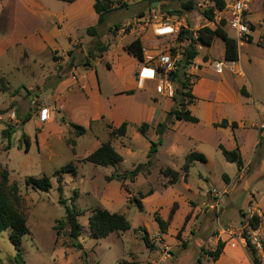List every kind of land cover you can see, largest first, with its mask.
Listing matches in <instances>:
<instances>
[{"label": "rangeland", "instance_id": "374dc122", "mask_svg": "<svg viewBox=\"0 0 264 264\" xmlns=\"http://www.w3.org/2000/svg\"><path fill=\"white\" fill-rule=\"evenodd\" d=\"M2 1L4 16L0 14L2 17L0 26L2 19H5L3 17H7V10H10L12 3L11 0H7L6 3L5 0ZM179 1L162 0L164 4L167 3L168 8H171L169 14L177 17L180 16L179 8H182ZM182 1L188 2L189 0ZM200 1H203L202 7L197 6L200 14H203L205 9L213 7L211 1L210 3L208 0ZM126 3L124 0H114L113 10L107 15L106 21L103 24L95 22L93 26L99 30L104 29L107 25L118 22L122 17H131L140 7L139 4L128 6ZM184 10L186 9L184 8ZM259 13L260 11L256 9L252 16L257 17ZM188 15L192 17L190 13ZM2 25L6 27L8 23L4 21ZM129 28L130 26H125L127 31ZM6 32L5 30L0 31V40L5 39ZM214 49L213 54L217 55L218 48L214 47ZM246 49L247 52L255 56L262 53L256 44H252ZM181 51L179 50L178 53ZM16 52L17 46L13 44L9 51L0 54V70L4 73L3 76L0 71V88L8 87L6 92L0 91V171L2 169L9 170L10 181L18 183L25 200L23 210L30 228V233L23 237L21 244L25 264H117L120 259L130 260L132 258L140 261V264H196L203 254V248L210 250L216 247L218 241L215 246H212L214 243L212 235L219 233L222 228L221 224H223L226 215L223 217L221 212L225 206L226 209L228 208V218L239 224V233L249 234L251 228L249 220L252 217L249 210L254 207L249 205L250 209L241 211V213L239 209L240 207L244 208L243 204L248 202L251 186H256L258 190L264 192L261 181H252L257 174L250 176L252 180L247 177L230 196L226 195L228 189L222 188V173L230 171L232 173V170L236 171V166L229 165L226 159L214 160L213 165L195 161L188 172L187 180H185L182 167L186 155L195 145L192 141L183 140L182 143L174 146V134L170 132L162 136V144L158 147L154 165L149 174L142 172L133 181L130 178L107 179L114 174L132 170L139 163H145L150 140L159 139L156 131L150 129L147 136H144L138 131L137 123H129L125 136L111 138L112 144L123 156L122 162L117 165L102 166L85 161L84 158L96 148L97 140L103 142L110 139L111 129L108 125L107 129L105 128L106 131L104 126L91 124L89 129L86 128L85 134L78 137L70 123L67 124V121L73 122L74 119L62 107L57 109L56 103H52V99L51 102L46 99L48 95L53 94L52 85L58 79V75L45 80L43 94L40 85H38L41 79L39 74L41 70L44 73L48 70L46 67L36 69L34 73L25 69L16 70L15 65L21 62L20 55ZM95 53L99 54L98 51ZM88 58L84 54L75 53L73 60L77 64H85L86 60L90 61ZM175 58H171L170 67H173L172 69H174V62L180 59V56ZM214 58L216 60L218 57ZM42 59L44 63H47L45 57ZM196 65L193 61L192 65L187 68V72L188 69L196 67ZM170 67L159 64L158 85L160 80L168 79L175 91L178 86L181 87V83H175L169 79ZM198 73L199 70H192L188 74L190 87L194 82L196 85L198 84ZM205 76L215 82L219 77L212 76L209 72L205 73ZM31 83L37 85L33 90L28 91L27 88ZM258 85L263 100L262 106H264V85L261 82ZM187 89H183L184 93ZM191 92L193 94L192 90ZM157 93L161 95L157 103L159 114L161 111L166 114L165 110L168 112L177 107L188 108L191 103L187 97L183 101L180 99L181 102L174 100L173 96L168 95L165 89L160 92L158 86ZM182 102L184 105H180ZM45 107L49 109L50 117L46 121H40V111ZM55 111H57L56 118H54ZM27 117L30 118L26 120ZM172 119L174 116H167L165 123H171ZM182 122L186 123L184 125H190L186 120ZM261 126L264 128L263 124ZM6 129H9V134H4L3 131ZM24 134L29 137L31 142L28 151H26ZM73 140L76 141L75 146ZM73 147H76L75 153L72 151ZM263 156L264 151L258 153V158H255L253 163L255 171H260L259 163ZM70 162L75 165L76 172H61L59 176L63 177L64 198L80 211L79 220L83 225V233L79 238V242L83 246L81 250L72 245L66 230H61L58 237L54 229L57 220L64 219L65 216V209L59 203L56 172ZM167 167L180 172L177 183H169V177H166L163 172ZM43 175L51 177L52 188L49 191L33 190L26 184L27 177L38 178ZM150 190L153 191L151 195L141 198L142 193H148ZM213 190L219 194L222 193L223 196L222 198L218 197L217 201H220L221 198L222 202L216 208H214L216 200L212 193ZM143 200L147 203L143 209H139V203L143 207ZM96 208H106L124 214L131 222L132 228L122 232L123 234L113 232L105 238H97L89 227V216ZM153 208L155 209L153 210ZM155 215L165 219L168 228L166 233L159 232L150 237L155 248L158 249L151 253L142 240L141 235L144 232L137 229L136 236L134 228L137 226L149 228L158 226ZM242 217L243 222L241 223ZM10 233L11 230L8 229L0 234V264H17L14 260L15 247L9 238ZM163 249L170 254L167 259H164L166 256ZM205 259L206 255L202 260Z\"/></svg>", "mask_w": 264, "mask_h": 264}, {"label": "crops", "instance_id": "0c3cea01", "mask_svg": "<svg viewBox=\"0 0 264 264\" xmlns=\"http://www.w3.org/2000/svg\"><path fill=\"white\" fill-rule=\"evenodd\" d=\"M124 1L128 6L139 4L140 7L131 17H122L113 25H107L100 30L98 28V33L93 36L87 34V29L93 26V23H98V14L94 8L95 0H75L73 2L11 0L10 10L6 13L7 17L2 19L0 31L7 32L5 39L0 40V54L9 51L11 45L15 44L16 53L20 55L21 61L15 65L16 70L25 69L34 73V70L46 67L48 71L44 73L41 70L39 74L41 79L37 81L43 94L45 80L58 75V79L52 85L53 94L48 95L46 99L49 100L48 102L52 99V103L57 104H55L57 109L62 107L74 119L73 122L67 121V124L75 122L86 128L91 124H96L100 127L104 126L105 129L107 125L118 127L123 122L137 123L138 126L143 122H148L149 130L155 132L157 125L165 122L169 111L165 110L166 114L161 111L159 114L157 105L159 96H161L157 93L159 74L155 78L146 77L141 74L142 68L144 66L156 67L158 58L163 55L171 58L172 48L177 47L178 51L182 50L187 44L186 41L177 39L178 32L182 28L196 32L203 26L214 29L221 22L217 16V10L213 21L200 14L201 12L197 10V6H200V3L203 4L200 0H193L195 4L189 10H184V1L180 0L183 9L179 8L182 11L179 17L171 16L169 14L171 8H168L167 3L164 4L162 1L151 3L148 0ZM229 1L226 0V3ZM4 2L6 3L7 0ZM263 2L264 0H253L248 12L247 18L253 25L249 35L251 41L246 37L237 39L227 24L223 27L227 34L237 41L239 52L237 61L225 59V42L221 38H216L211 46L198 45L199 54L194 59L198 69L193 66L188 69V73L192 70H199V80L197 85L196 82L192 85L195 98L188 108L193 115L198 117L199 121L197 123L188 121L190 125H184L186 123H183V120L174 117L163 134L165 136L173 132L174 146L182 143L183 140L192 141L195 146L189 153H203L207 158L205 162L209 165H213L214 160L225 159L220 145L228 150L238 149L243 159V167L239 169L236 163L227 161L229 165L236 166V171L222 173V188L228 189L227 196H230L247 177L252 180L251 177L255 174L257 175L252 181L259 180L264 187V156L259 163L260 171H255L253 166L258 153L264 151V128L261 126L264 125V106H262L263 100L258 85L259 82L264 85V47L259 44L264 39ZM162 6L164 7L163 12L169 16L168 23L173 27V32L159 35L155 24H141L137 19L153 11H162ZM256 9L260 13L257 17H253ZM3 12V1L0 0V14L3 15ZM188 13L192 17H189ZM4 21L8 23V26L2 25ZM127 23H131L128 31L123 28V25ZM138 37L144 47L145 62H140L125 48ZM252 44L260 47L261 55L255 56L247 52L246 48ZM104 45L108 46L107 50L102 54H96L95 51L97 52ZM214 47L218 48L217 55L213 54ZM75 53L88 56L90 61L86 60L85 64H77L73 60ZM148 56H153L155 59L149 61ZM177 56H180V52ZM43 57L48 64L44 63ZM214 57L218 58L215 60ZM220 59L234 63L235 71L225 70L217 73L213 62ZM207 72L212 76H219L218 81L215 82L206 77ZM1 74L4 73L1 71ZM36 85L31 83L27 90H33ZM243 89L247 92L246 95L243 94ZM131 90L134 92L127 93ZM74 101L76 103L73 104ZM200 108L203 110H199ZM55 113L57 111L54 112V118H56ZM223 120H227L229 124L225 127L216 126ZM232 122H237L238 126L233 128ZM101 143L97 140L95 149ZM146 203L143 200L142 209ZM243 205L244 208L239 209L240 213L250 209L251 206L260 210V224L257 229L251 227L248 235L258 239L262 244L261 249L257 251L264 264V192L258 190L256 186H251L248 202ZM225 207L221 215L227 217L225 216L221 224L222 228L219 233L212 235L214 240L212 246L221 240L225 243L224 248L217 260L213 261L206 255L203 263L254 264L246 239L239 233V224L228 218V208ZM242 220L243 217L241 223ZM139 227L134 228V235ZM143 227L149 232V237L161 232L159 224L152 228ZM119 234L123 233L119 232ZM157 250L155 248L151 250V253Z\"/></svg>", "mask_w": 264, "mask_h": 264}, {"label": "trees", "instance_id": "16d2710c", "mask_svg": "<svg viewBox=\"0 0 264 264\" xmlns=\"http://www.w3.org/2000/svg\"><path fill=\"white\" fill-rule=\"evenodd\" d=\"M66 2H73L75 0H63ZM149 3L162 1V0H148ZM213 3V7L210 9H205L203 15L209 20L213 21L216 16V10L222 11L226 7V0H210ZM113 0H95L94 8L98 14V24H103L107 15L113 10ZM195 2L193 0H189L188 2H184L185 9L193 8ZM163 7V6H162ZM264 9V2H263ZM164 10V9H163ZM182 11L180 10V13ZM226 21L223 19L220 24L216 28H211L209 26H203L198 29L196 32L189 30L188 28H182L177 35V39L179 41H186L187 44L183 47L180 52V59L174 62V69H171L168 72V77L172 82L181 83V87H177L174 91L173 99L181 101L184 100L185 97L188 98L190 102H192L195 96L191 92V88L189 85L188 72L187 68L192 65L194 59L198 56L199 50L198 45L202 44L205 46H211L216 38H221L225 42V59L229 61H237L239 59L238 52V44L237 41L230 37L227 32L224 30V25ZM251 29H253V25L250 24ZM87 33L89 35H96L98 33V29L96 26H91L87 29ZM196 33V34H195ZM249 41L252 39L248 35L246 37ZM259 44L264 47V39L259 42ZM108 46L104 45L99 48V54H102L105 50H107ZM126 51L137 58L140 62H145L146 57L144 53V47L141 39L135 38L131 43H129L126 47ZM172 57L177 56V49H171ZM187 89V91H183V89ZM8 90L7 86H3L0 88V91L6 92ZM134 91H127V93L131 94ZM243 94H247V92L243 89ZM193 99V100H192ZM180 101V102H181ZM180 105H184L183 102ZM167 116H174L177 119L186 120L189 122L197 123L199 121L198 117L192 114L189 108H173L168 112ZM30 117H27L28 120ZM229 122L227 120H223L221 123L216 124V126H227ZM71 127L74 128L77 136H81L85 134L87 131L86 127L82 125H78L75 123H70ZM128 122H123L118 127H113L112 125H108L110 130V139L101 143V145L92 151L89 155H87L84 160L87 162H91L96 165L109 166V165H117L118 163L123 161V156L118 152V150L112 144L111 138L125 136L128 131ZM231 126L236 128L238 126L237 122H232ZM150 124L148 122H143L139 127L138 131L147 136ZM168 128V124L165 122H161L157 125L156 133L159 136L157 141L150 140V148L147 152V161L145 163H139L135 166L134 169L125 171L121 174H114L107 179L113 180L118 179L122 180L125 178H130L132 181L142 172L150 173L152 166L154 165V160L158 151L159 145L162 144V136ZM4 134H9V129L3 131ZM25 142H26V151L29 150L31 142L29 137L24 134ZM73 145H76V141H72ZM220 149L225 157V159L229 162L236 163L238 168L241 169L243 167V159L241 157L238 149L228 150L223 145H220ZM72 151L75 153V148H72ZM207 160L206 156L200 152H191L186 155L185 163L183 164L182 171L184 172V179L187 180L188 172L190 171L191 166L195 163V161L205 162ZM67 173V172H76V167L73 162L63 166L60 171L56 172L58 187L57 190L59 192V203L63 205L65 209L64 219L57 220V224L54 226L57 236L59 237L61 230H66L69 239L72 242V245L78 249H83L82 244L79 242V238L83 233V225L79 220L80 211L74 206L68 203V200L64 198V187H63V177L59 176V173ZM164 175L169 177V183L175 184L180 178V172L174 170L171 167H167L164 169ZM26 184L31 186L33 190H40L47 192L52 188L51 177L48 175H43L41 177H33L29 176L26 179ZM153 193L150 190L148 193H142L141 198H145ZM77 194V192H76ZM25 200L22 196L21 189L16 181H10V173L8 169H2L0 171V234L8 229L11 230L9 238L15 247V255L14 260L17 264H25V258L23 255V250L21 247L22 239L25 235L30 233V228L27 223V217L23 210ZM140 204V206H139ZM138 206L142 209V204L139 203ZM155 219L159 224L160 230L162 233L167 232L168 223L161 216L155 215ZM260 224V217L254 215L249 220V225L253 229H257ZM89 227L91 232L97 238H105L109 236L113 232H125L132 228L131 222L129 219L122 213L110 211L106 208H96L92 211L89 216ZM144 233L142 235V240L145 245L153 250L155 249V244L150 240L149 232L143 227H139ZM243 237L246 239L247 247L252 255L254 264H262L261 257L258 254L257 248L252 243V239L250 235L244 233ZM225 243L221 240L218 241L216 247L213 250L202 249L204 255H208L209 258L213 261L217 260L224 248ZM201 255L197 260L196 264H204L202 258L204 255ZM117 264H140L135 259H120Z\"/></svg>", "mask_w": 264, "mask_h": 264}, {"label": "built area", "instance_id": "2783aa9c", "mask_svg": "<svg viewBox=\"0 0 264 264\" xmlns=\"http://www.w3.org/2000/svg\"><path fill=\"white\" fill-rule=\"evenodd\" d=\"M253 0H230L227 4L224 10L222 11H217L218 15L220 16L219 19L222 21L223 19L226 21L227 27L231 30L233 36L237 39H243L250 35L251 33V26H250V21L247 18L248 17V12L250 10V6ZM210 3V1L208 2ZM211 6H214L213 3L211 2ZM200 6H203L202 3L199 4ZM137 21L141 24H155L156 26V31L159 35L167 34L173 32V27L171 26L169 22V16L166 12L162 11H153L148 13L147 15L138 18ZM131 23H127L123 25V28L125 29V26H130ZM147 59L149 61L154 60L155 58L153 56H148ZM159 64L164 67H170L171 66V58L169 56L163 55L160 58H158V64L155 67H150V66H144L142 68L141 74H144L145 70H150L152 73L150 75H146V77L149 78H155L157 74L160 72L158 71L159 69ZM213 67L217 73H222L225 70L229 71H235V66L234 63L232 62H227L225 60H217L213 62ZM171 68V67H170ZM173 68V67H172ZM171 68V69H172ZM163 89L166 90V93L168 95L173 96L174 91L171 82H169L168 79H162L160 80V84L158 85V90L160 92L163 91ZM50 117V112L48 108H42L40 111V119L42 121L48 120ZM214 198L216 202L214 203V208H216L218 205H220V202H222L221 198L222 193L219 194L216 190L212 191ZM218 197L220 198V201H217ZM219 207V206H218ZM250 211V214L252 216L260 214V210L257 208H252ZM257 213V214H256ZM259 216V215H258ZM252 243L257 249H261L262 244L258 239L256 238H251ZM163 245V244H161ZM162 247V246H161ZM164 259H167L170 257L169 252L165 251L163 249Z\"/></svg>", "mask_w": 264, "mask_h": 264}, {"label": "bare ground", "instance_id": "6f19581e", "mask_svg": "<svg viewBox=\"0 0 264 264\" xmlns=\"http://www.w3.org/2000/svg\"><path fill=\"white\" fill-rule=\"evenodd\" d=\"M151 73H152V71H150V70H145L143 75L146 76V75H150Z\"/></svg>", "mask_w": 264, "mask_h": 264}]
</instances>
